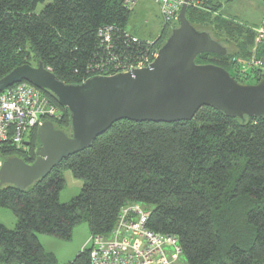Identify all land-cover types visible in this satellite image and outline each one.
<instances>
[{
	"label": "trees",
	"instance_id": "1",
	"mask_svg": "<svg viewBox=\"0 0 264 264\" xmlns=\"http://www.w3.org/2000/svg\"><path fill=\"white\" fill-rule=\"evenodd\" d=\"M219 7L211 0L209 10L188 8L186 18L233 48L225 55L199 54L195 62L220 66L243 83L245 70L239 67L238 76L230 66L235 60L260 62L264 40L258 43L255 28L225 17ZM131 11L124 0H0V78L41 62L62 82L79 84L111 54L98 39L104 27L112 28L113 51L120 57L158 50L166 27L149 39L151 45L131 33L139 39L133 43L125 34ZM249 69L255 82L264 75L260 63ZM41 91L58 108V117L50 119L55 129L69 135L68 110ZM28 136L21 147L1 143L0 159L31 163L40 144L37 129ZM63 169L83 181L66 203L59 201ZM133 202L150 211L149 229L177 238L187 264H264V115L231 117L202 106L190 120L115 121L29 187L1 186L0 208L9 209L16 224L8 229L0 223V262L59 264L38 234L70 239L74 227L86 222L90 236L108 235L120 209ZM88 256L89 247L66 264H89Z\"/></svg>",
	"mask_w": 264,
	"mask_h": 264
},
{
	"label": "water",
	"instance_id": "2",
	"mask_svg": "<svg viewBox=\"0 0 264 264\" xmlns=\"http://www.w3.org/2000/svg\"><path fill=\"white\" fill-rule=\"evenodd\" d=\"M226 52V47L206 31L189 23L183 5L178 26L171 30L149 67L95 75L79 84L62 82L41 62L13 68L0 78V92L20 82L50 92L69 112L70 134L55 129L51 120L44 121L37 128L40 144L31 163L16 156L0 163V188L29 187L120 119L190 120L202 106L231 117L264 115V75L255 83H240L220 66L195 62L202 53ZM260 65L264 68V57Z\"/></svg>",
	"mask_w": 264,
	"mask_h": 264
},
{
	"label": "built area",
	"instance_id": "3",
	"mask_svg": "<svg viewBox=\"0 0 264 264\" xmlns=\"http://www.w3.org/2000/svg\"><path fill=\"white\" fill-rule=\"evenodd\" d=\"M139 0H124L131 9ZM159 8L161 27L178 26L179 12L188 8L209 10L211 0H154ZM256 41L264 40V29L256 30ZM133 43L139 39L125 33ZM98 39L104 50L111 53L105 60L90 68V76H111L149 67L158 50H150L136 58L120 57L114 53L112 28L98 30ZM148 45L152 42L147 41ZM251 63H260L251 61ZM58 117V108L46 95L30 83L20 82L0 92V144L10 142L24 146L25 136L44 121ZM150 211L141 203L125 204L108 235L91 236L89 264H173L181 254L178 240L172 235L157 233L146 226Z\"/></svg>",
	"mask_w": 264,
	"mask_h": 264
},
{
	"label": "rangeland",
	"instance_id": "4",
	"mask_svg": "<svg viewBox=\"0 0 264 264\" xmlns=\"http://www.w3.org/2000/svg\"><path fill=\"white\" fill-rule=\"evenodd\" d=\"M42 6V4H39L37 10ZM131 10L126 25L127 31L135 33L143 39L155 38L162 28L159 8L156 2L154 0H139ZM263 10L264 4L262 0H220V13L238 24L245 27L255 28V30L264 27L263 19L260 23V17L262 16ZM168 28L169 27H166V29H164L166 30V37L169 35V32H167L169 31ZM224 46L228 52L233 48L226 43ZM245 63H249V65ZM233 64L234 67L231 65L230 71L234 74L235 72L238 73V69H240L239 67L243 68L242 70H245V74H242L243 76L238 75L241 72L235 74L244 81L243 83H255L254 77H256V73L254 72V69H249V67H254V64L251 63V61L245 62L242 60H235ZM28 140L29 136L27 134V136H25V142ZM1 162L2 159H0V163ZM61 174L64 179V187L59 193V201L66 203L79 194L83 181L74 178L71 171L68 169H63ZM0 223L6 228L12 229L15 227L16 218L9 209L0 208ZM38 239L44 250L52 253L58 260L59 264L70 262L79 252L90 247L91 244V236L86 222H80L74 227L70 239H60L46 234H38ZM0 264L3 263L0 262ZM173 264L187 263L182 254H180Z\"/></svg>",
	"mask_w": 264,
	"mask_h": 264
},
{
	"label": "crops",
	"instance_id": "5",
	"mask_svg": "<svg viewBox=\"0 0 264 264\" xmlns=\"http://www.w3.org/2000/svg\"><path fill=\"white\" fill-rule=\"evenodd\" d=\"M214 2H215L217 5H220V0H214ZM136 4H137V3H136ZM136 4H135V5H136ZM132 10H133V9H132ZM260 19H261V20H260V23H261V22H262V19L264 20V10H263V12H262V16L260 17ZM159 33H160V32H159ZM159 33H158V34H159ZM133 34H135V33H133ZM158 34L156 35V37L158 36ZM135 35H136V34H135ZM137 36H138V35H137ZM138 37H139V36H138ZM156 37H155V38H156ZM155 38H153V39H155ZM142 39H143V38H142ZM153 39H150V40H153ZM148 40H149V39H148ZM57 261H58V260H57Z\"/></svg>",
	"mask_w": 264,
	"mask_h": 264
}]
</instances>
